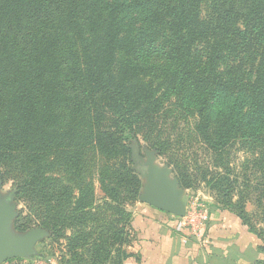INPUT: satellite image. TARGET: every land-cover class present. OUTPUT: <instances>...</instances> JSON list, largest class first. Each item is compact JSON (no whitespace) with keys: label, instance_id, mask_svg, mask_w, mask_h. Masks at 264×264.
Segmentation results:
<instances>
[{"label":"trees","instance_id":"1","mask_svg":"<svg viewBox=\"0 0 264 264\" xmlns=\"http://www.w3.org/2000/svg\"><path fill=\"white\" fill-rule=\"evenodd\" d=\"M139 139L183 187L176 153L205 151L215 208L249 229L254 192L264 256V0H0V183L30 207L15 230L65 238L63 264H123Z\"/></svg>","mask_w":264,"mask_h":264},{"label":"crops","instance_id":"2","mask_svg":"<svg viewBox=\"0 0 264 264\" xmlns=\"http://www.w3.org/2000/svg\"><path fill=\"white\" fill-rule=\"evenodd\" d=\"M177 221L147 205H136L129 249L135 257L125 264H254L260 259L259 243L229 213L208 209V224L199 240L179 232Z\"/></svg>","mask_w":264,"mask_h":264},{"label":"rangeland","instance_id":"3","mask_svg":"<svg viewBox=\"0 0 264 264\" xmlns=\"http://www.w3.org/2000/svg\"><path fill=\"white\" fill-rule=\"evenodd\" d=\"M186 138V137H185ZM136 149L138 148L139 150V155L142 157V160L145 162L146 161V151H150L148 146L139 139V141L136 143ZM152 152V151H151ZM155 153V152H154ZM195 153L197 155V159L195 157ZM156 165L159 167H165L167 166L171 170V178L172 179H177V174L173 171V168L171 166L167 165V156L164 157H159L156 153ZM176 156L178 159L184 160L188 165H190V168H187V175L190 176V181L191 184H189L188 187H183L179 180V188L183 190V198L186 201V206H190L193 203H202L205 204L208 209H212V207H215L214 204L217 203V198H216V193L215 191H212L210 186L206 184V182H203L201 179V172L205 171L206 169L212 171V168L210 166L211 164V158L208 154H206L205 151H199L197 145H193V149H187L184 152L176 153ZM244 159V156L241 153H236L235 157L232 159V164L234 167H236L237 171H239L240 164L242 163ZM197 161V162H195ZM186 164V165H187ZM209 166L210 168H206ZM140 182H141V190L140 193L142 192V189L145 185V180L142 179L140 176ZM0 194L2 196L5 195H11L13 193V182L12 181H6L4 183H0ZM97 187V186H96ZM240 190H238L239 193ZM96 196L97 200L99 201L102 198L101 193L99 192L98 189H96ZM13 198V197H12ZM256 196L254 192H251L249 194V200L245 203L244 205V211L249 215V225L251 229H249V226H245L242 224V221L235 215L233 212L224 209L226 212L229 213L237 218L241 226L245 227L247 232L259 243L258 247L262 246V241L261 239L257 236L260 230L263 229V224H262V218L260 216L259 210L256 208L254 200ZM238 195L235 194L232 199V204H235L236 202L238 203ZM13 203L16 206V218L13 221L12 228L13 231L16 234H22L25 233L31 229L37 228L36 226H31L29 229H27L24 232H19L16 231L14 228V222L16 219L20 216V218H24L25 216L30 215V207L25 203V202H19L13 199ZM141 204L138 199L137 202L133 204H128L126 206L127 210L132 213L135 210V206ZM210 207V208H209ZM208 222V220H207ZM208 223H206L207 226ZM253 227V228H252ZM47 232V231H46ZM47 236L41 240L36 246H35V255L30 259V260H15L13 263L15 264H32L36 260H43V261H51V260H56L58 264H63L64 260L66 261L70 257V253L67 250V243L65 238L62 239H55L53 235L49 232H47ZM69 234L67 233L66 236ZM132 239H130V242L127 246L124 247L125 251L129 254V258L126 259L123 264H125L130 258L135 257L134 254L130 253L129 249L132 247L134 243V236L133 233H131ZM257 247V249H258ZM259 252V251H258ZM80 253H83L81 250ZM263 261L264 256L262 253H260V259Z\"/></svg>","mask_w":264,"mask_h":264},{"label":"water","instance_id":"4","mask_svg":"<svg viewBox=\"0 0 264 264\" xmlns=\"http://www.w3.org/2000/svg\"><path fill=\"white\" fill-rule=\"evenodd\" d=\"M136 152L139 154L138 148ZM145 156V162L140 157L145 171L139 175L145 180V185L138 201L170 216L184 217L186 201L178 180L171 178V170L167 166L156 165L154 152L146 151ZM15 218L16 206L13 198L11 195L0 194V264L10 260H30L35 255V246L48 234L41 228L16 234L12 228Z\"/></svg>","mask_w":264,"mask_h":264},{"label":"built area","instance_id":"5","mask_svg":"<svg viewBox=\"0 0 264 264\" xmlns=\"http://www.w3.org/2000/svg\"><path fill=\"white\" fill-rule=\"evenodd\" d=\"M205 204L193 203L190 206H186L185 216L177 218V227L179 232H183L186 235L199 240L205 230L208 220V210ZM32 264H58L57 261H43L36 260Z\"/></svg>","mask_w":264,"mask_h":264},{"label":"flooded vegetation","instance_id":"6","mask_svg":"<svg viewBox=\"0 0 264 264\" xmlns=\"http://www.w3.org/2000/svg\"><path fill=\"white\" fill-rule=\"evenodd\" d=\"M140 157L141 156L139 154H135L134 155V163H135V166L140 167V169L143 171V170H145V168L143 167V162L140 159Z\"/></svg>","mask_w":264,"mask_h":264}]
</instances>
